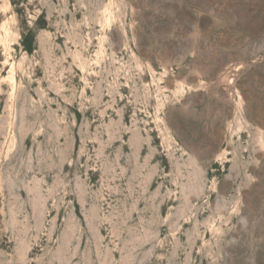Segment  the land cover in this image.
<instances>
[{
  "label": "rangeland",
  "instance_id": "374dc122",
  "mask_svg": "<svg viewBox=\"0 0 264 264\" xmlns=\"http://www.w3.org/2000/svg\"><path fill=\"white\" fill-rule=\"evenodd\" d=\"M0 264H264V0H0Z\"/></svg>",
  "mask_w": 264,
  "mask_h": 264
}]
</instances>
